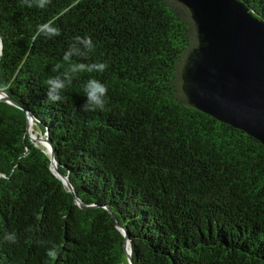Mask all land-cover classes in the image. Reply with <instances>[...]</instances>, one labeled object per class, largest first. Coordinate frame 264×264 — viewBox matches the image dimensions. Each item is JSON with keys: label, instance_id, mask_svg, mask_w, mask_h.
I'll return each instance as SVG.
<instances>
[{"label": "trees", "instance_id": "16d2710c", "mask_svg": "<svg viewBox=\"0 0 264 264\" xmlns=\"http://www.w3.org/2000/svg\"><path fill=\"white\" fill-rule=\"evenodd\" d=\"M239 1L264 22V0ZM45 23L60 35H37ZM0 39V91L17 104L0 101V264H264V146L187 104L180 72L197 36L185 6L0 0ZM105 62L47 99L50 77ZM93 78L105 108L83 111Z\"/></svg>", "mask_w": 264, "mask_h": 264}, {"label": "water", "instance_id": "95a60500", "mask_svg": "<svg viewBox=\"0 0 264 264\" xmlns=\"http://www.w3.org/2000/svg\"><path fill=\"white\" fill-rule=\"evenodd\" d=\"M174 1L188 9L197 36L180 72L187 104L264 146V22L239 0ZM0 101L17 106L1 91ZM27 120L28 130L32 117ZM43 138L52 171L73 192Z\"/></svg>", "mask_w": 264, "mask_h": 264}, {"label": "clouds", "instance_id": "9594fccd", "mask_svg": "<svg viewBox=\"0 0 264 264\" xmlns=\"http://www.w3.org/2000/svg\"><path fill=\"white\" fill-rule=\"evenodd\" d=\"M51 0H22V4L27 7L36 6L38 8H45ZM44 34L45 36H59L60 30L51 25V23H45L39 25L37 28V35ZM75 41L77 44L83 45V47L91 51L94 49V45L92 44V38L90 36H85L83 38L77 36L75 37ZM79 48L70 46L68 53H66V58L70 55L79 54ZM0 56H3V44L2 39H0ZM59 67V66H58ZM108 67L107 63H95L92 65L85 66L83 64L73 66L69 71L65 72L63 77L55 76L50 77L47 81L48 91L46 92V97L51 102L56 103L62 100L61 93L67 87V85L71 82L70 73H74L79 70H87V71H99L103 72ZM107 87L105 84L101 83L97 79H89L84 84V92H85V102L81 105V109L83 111H95L97 109L104 110L106 104V95H107ZM6 242L16 243L17 236L15 232L7 233L4 238ZM48 256L51 258H56L57 253L55 249H51L48 252Z\"/></svg>", "mask_w": 264, "mask_h": 264}, {"label": "bare ground", "instance_id": "6f19581e", "mask_svg": "<svg viewBox=\"0 0 264 264\" xmlns=\"http://www.w3.org/2000/svg\"><path fill=\"white\" fill-rule=\"evenodd\" d=\"M28 132H29V134H31V136H33L34 138L36 137V136L32 133V124L29 125V127H28ZM35 139H37V138H35ZM38 139H40V141H39L38 143L42 145V142L44 141L43 138H38Z\"/></svg>", "mask_w": 264, "mask_h": 264}, {"label": "rangeland", "instance_id": "374dc122", "mask_svg": "<svg viewBox=\"0 0 264 264\" xmlns=\"http://www.w3.org/2000/svg\"><path fill=\"white\" fill-rule=\"evenodd\" d=\"M41 138H43V137H41ZM43 140H44V138H43ZM38 142V141H37Z\"/></svg>", "mask_w": 264, "mask_h": 264}]
</instances>
